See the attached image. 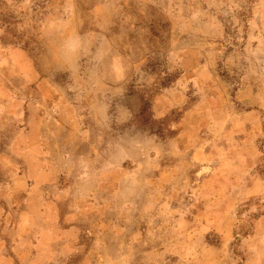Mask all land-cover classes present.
Here are the masks:
<instances>
[{"label": "rangeland", "instance_id": "rangeland-1", "mask_svg": "<svg viewBox=\"0 0 264 264\" xmlns=\"http://www.w3.org/2000/svg\"><path fill=\"white\" fill-rule=\"evenodd\" d=\"M0 264H264V0H0Z\"/></svg>", "mask_w": 264, "mask_h": 264}]
</instances>
